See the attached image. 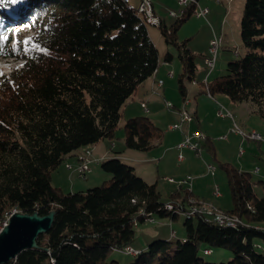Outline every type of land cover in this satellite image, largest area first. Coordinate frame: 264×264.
Segmentation results:
<instances>
[{
    "label": "trees",
    "instance_id": "16d2710c",
    "mask_svg": "<svg viewBox=\"0 0 264 264\" xmlns=\"http://www.w3.org/2000/svg\"><path fill=\"white\" fill-rule=\"evenodd\" d=\"M194 14L190 5L172 26L159 24L165 43L178 53L183 97L198 67L178 31ZM25 23L36 35L12 45L9 31ZM148 25L128 0H0V59L23 62L0 81V221L13 210L57 212L51 230L38 238L48 251L26 250L9 264H120L111 255L128 253L140 225L154 217L174 221L197 198L181 185L163 203L157 184L119 158L102 163L111 178L100 187L65 194L52 184V172L67 156L116 139L124 106L158 70L159 51ZM240 26L245 56L230 61L226 75L207 81L206 92L233 103L252 102L264 120V0H246ZM165 60H172L171 53ZM123 131L126 148L138 152L152 150L164 134L148 116L127 120ZM202 149L216 158L209 143ZM219 167L233 208L218 210L244 223L220 227L201 215H187L184 241L153 240L148 248L134 250L132 264H216L200 256L202 246L208 255L214 249L233 254L220 264H264V187L260 194L255 187L261 182L250 173L229 163Z\"/></svg>",
    "mask_w": 264,
    "mask_h": 264
},
{
    "label": "crops",
    "instance_id": "0c3cea01",
    "mask_svg": "<svg viewBox=\"0 0 264 264\" xmlns=\"http://www.w3.org/2000/svg\"><path fill=\"white\" fill-rule=\"evenodd\" d=\"M153 5L155 12L154 15L155 14L157 15L156 6L154 2ZM158 17L160 19V16ZM151 39L159 51L160 66L158 70L150 78H148L138 87V89L133 94V96L128 100V102L126 103V105L122 110L121 119L127 117V120H129L131 118H135L141 115H146V112L149 111L147 115L156 124L158 123V121L161 124L169 123L168 132L166 133L164 132L163 137L161 138L160 141L156 143V146L152 150L148 152H140V153H137V151L130 150L127 153L129 154V156L127 157H124L123 155H126V151L129 149L126 148L124 150H117L118 144H115L111 140H102L95 146L84 148L77 152H74L73 154L67 156L65 161L55 171L52 172V184L55 187L60 188L65 194L85 192L86 190L84 189L86 187H90L88 185H93V183H97L98 181L106 180L109 178V175L105 174L101 168L102 163L108 159L119 158L120 160L127 159L125 161L131 162L133 167L136 169V172H137V168L134 165V162L140 163V175L138 174V172L137 174L150 184L156 183L160 194L163 193L162 191H164L166 197H168L173 192L178 190L180 185L177 183H171L169 181L164 182L163 184L160 185L158 179L154 180L155 178H154L153 164L156 163V165H159V167L157 168L158 174H160V167L162 165L165 167H168L171 164L177 166L179 163L187 168L194 161V155H192L194 151L190 149L179 150L177 148V145L182 142L186 134H189L196 130H200L206 135L208 140L206 143L203 144L205 145L209 143L211 146H213L216 150V156H218V158H220L221 161L225 163L232 162L233 164L236 165L239 171L250 173L252 179L255 181L258 180H261V182L264 181V166H259L258 163H255L256 162L255 159H260L264 157V141H257L258 142L257 145L250 142L248 143L246 141L245 144L248 145L249 150L245 152V154L243 149L241 151L242 154H240L239 152L237 154V148L239 147V145L240 146L243 145L245 140H251V139H247V138L244 139L241 135L235 133L233 134L232 139L229 141V136H230L229 134L233 133L231 131L234 125L237 124L239 126L236 120L237 115L239 116L240 114H242L244 119H246L247 123L244 124L243 127H245L248 130V132L255 130L256 132L261 134L263 138H264V120L258 115L257 109L254 105L252 106L245 104L236 105L231 101V99H229L228 96H218L216 97V100H214L215 99L214 96H211L208 92L207 94H205L206 91L204 93L203 89L204 88L207 89L205 83L207 81H210L212 79V76H215V74H216L215 77H217L218 72L216 71L217 70L216 66L211 72H209L205 63L206 68L204 67L200 71H198L199 69L197 70L196 80L195 82H192L190 89H188V87L186 86V95L182 97L183 101L187 100L189 97V93L194 91L193 100L188 99V102L185 104V109L187 110V112L193 115V121L191 123L186 124L183 131L170 129L171 125H174L179 122L180 120L179 112L181 111V109H179L178 112L174 111L175 113H169V114L165 113L161 115L160 114L161 111L157 110V108L155 107V103H159L157 102V98H159V96L162 93L165 94L169 89L175 90V86H176L175 75H178L177 80H179L180 75L183 72V69L181 73H178L180 71V66L177 65V63L174 60L176 54L174 55L173 52L171 53L168 47L164 50H160L155 40L152 37ZM168 52L171 53L172 55V60L170 62L165 60V54ZM170 72L173 73L172 76H170ZM199 72L200 74L198 75ZM160 80L164 82L162 87L157 86V83ZM198 95L199 97H197ZM142 103L144 104L147 103L148 111H146L145 107L142 106ZM148 103L149 104L151 103V109L149 108ZM221 106H223L225 110L231 111L232 114L234 115V118L220 117L218 115V110H220ZM175 108L176 106L173 109ZM239 109L242 110L239 112ZM224 135H228L227 140L220 139ZM217 137L219 138L216 139ZM213 140H217L215 141L216 144L213 143L214 142ZM88 150L91 153V155L89 156V158L91 159V163L89 164L91 171L87 174L86 178H82L79 175V172L77 171V166L80 161L79 156L84 155V153ZM230 150H232V152L234 153L233 158L231 159L229 158V156H227L228 151ZM122 152L123 154H121ZM180 155L184 157L183 160L179 159ZM185 156H187V158ZM96 160L100 161L99 164L96 162ZM67 164H71L73 168L71 170L68 169L66 167ZM208 165H213V164H208ZM178 169H181V166H179ZM143 171H145V173ZM193 173L196 175L193 178V182H192V193L194 196L200 199L202 198V200L211 202L213 205H215L216 207H218L223 211H229L233 208L231 196H229V194L225 190V187L223 190L218 185V187L216 186V189L214 190L212 189V186H210L211 189L209 188L208 192L200 190L198 183L210 179L211 176L203 177L197 171V169H195ZM252 173L255 175V179ZM88 175L89 177L91 176V181L89 180ZM215 176L216 174L214 175V177ZM214 177H212V179H214ZM82 180L89 182L83 183L84 181ZM255 189L257 190V186L255 187ZM262 193L263 190L260 194ZM154 218H155V223H147V224H156L157 219L156 217ZM166 219L168 220V218H165L164 220ZM166 224H167L166 222L163 223V225L165 226ZM173 233H175L176 237L179 236L180 238H182V241H184L186 238L184 232H183L184 234L181 233L177 234L175 230H172L171 237H173L172 236ZM141 236L143 237L144 243L140 242V244L137 247L132 246L135 250L145 249L148 246L147 243H149L152 239L168 240V237H170V235L160 234L159 232L152 231L150 229L146 231H142Z\"/></svg>",
    "mask_w": 264,
    "mask_h": 264
},
{
    "label": "rangeland",
    "instance_id": "374dc122",
    "mask_svg": "<svg viewBox=\"0 0 264 264\" xmlns=\"http://www.w3.org/2000/svg\"><path fill=\"white\" fill-rule=\"evenodd\" d=\"M142 0H128V2L130 3L131 6H133L134 8H138L140 7V2ZM154 2L155 6H156V11H157V15L160 16L159 17L155 14L156 19L160 21L164 19L165 23L167 26H172L176 21L177 18L181 16L182 10L184 9L180 4L178 0H151ZM197 4H193L194 5V9L198 10V9H208L209 12L207 14V17H198L196 14H194L193 16H191L189 19H187L183 25L181 26L180 30L178 31V37L180 40H188L187 45L188 48L196 55V64L198 67V71L202 70L205 67V60L204 58L208 55V48H209V44L210 41L213 40V38L215 37V34L218 37H222L223 39V45L221 48V52L219 54L218 60H217V77H221L227 74V68H228V64L230 63V61L233 60H239L241 58H243L245 56L246 53V49L243 45L242 39H241V26H240V22H241V17L243 14V9L246 3V0H199L197 1ZM175 13L176 16H172L171 13ZM155 13V12H154ZM163 21V22H164ZM159 24L158 25H153V24H149L148 25V31L150 33V36L155 40V42L158 45V48L160 50H164L167 47L170 49V52L174 53L175 56V62L177 63V65L180 66V71L178 73L182 72V68H181V64L178 60V56H177V51L175 49V47L172 46H168L167 44H165L164 40H163V36L160 32L159 29ZM37 31L35 30V28L29 24H19L15 27H13L8 35L11 38V44L16 46V45H22L24 44V42H26L27 40H29L30 38L34 37L36 35ZM238 51V55L235 54V52ZM167 52V51H165ZM165 54V53H164ZM23 62L18 60V59H14V58H5V59H0V81H1V77H8L10 75V73L12 72L13 69H15L16 67L20 68L22 67ZM206 68V67H205ZM200 74V72L198 73V75ZM176 76V81H175V90L169 89L165 94L162 93L159 98H157V102L159 103H155V107L157 108L158 111H161L160 114H169V113H175L174 111H179V109L181 110H186L185 109V104L188 102V99L193 100V92L189 93V97L186 101H183V96L178 88V75ZM216 76V74H215ZM215 76H212L211 80H214ZM216 77V78H217ZM192 85V82H186V86L188 87V89H190ZM203 86V85H202ZM204 93L206 91V89H203ZM207 94V92L205 93ZM204 95V94H203ZM206 96V95H205ZM218 96H225L222 94H214V100H216V97ZM199 97V95L197 96ZM230 99V98H229ZM152 102V101H151ZM167 102L172 103L173 105L176 106L175 109H168L166 104ZM235 103V102H234ZM144 104V103H142ZM149 104V103H148ZM236 105H240V104H245V105H249L252 106L253 103L252 102H245V103H235ZM147 106V103H146ZM149 108L151 109V103L149 104ZM242 109H239V112ZM187 111V110H186ZM149 113L146 112V115H141V116H148L147 114ZM191 114V113H189ZM149 117V116H148ZM127 117L126 118H122L121 121L119 122V129L116 132V139L113 140V142L115 144H118L117 150H124L126 149V145H125V133L123 131V127L126 123ZM236 120L237 123L239 124V126L241 128H243V130L247 131L248 130L243 127L244 124H246V119H244V117L242 116V114H240L239 116H236ZM162 129L163 131L166 133L168 132V125L164 124V123H160L158 121L157 123ZM243 124V125H242ZM233 134L235 133H230L229 135V141L232 139ZM165 137V136H164ZM219 137H217L216 139H218ZM242 138V137H241ZM214 144H216L215 141L217 140H213ZM250 142V143H254V144H258L257 141H253V140H245L243 145H239V147L237 148V154L238 152L240 154L242 149L244 150V154L245 152H247L248 149V145L245 144V142ZM240 144V143H239ZM89 151V150H88ZM88 151H86L85 153H88ZM130 150L126 151V155H123L124 157L129 156V154H127ZM216 151V150H215ZM137 153H140L137 151ZM123 154V152L121 153ZM194 155V161L186 168L184 165L179 164L178 163V167L181 166V169H178V167L174 164L169 165L168 167L165 166H161L160 167V174H158V167L159 165L153 164V171H154V180H159L160 185L163 184L164 182H171L169 179H173L174 183L179 184L180 181L186 177H195L196 175L193 173V171L195 169H197V171L201 174V176H211L210 179L204 181V182H199V189L203 190L205 192H208L209 188L211 189L210 186H212V189H216V186L218 187V185L224 190L227 191V193L230 195V189L228 186V181H227V177L225 175V172L219 167V162L221 163H225L223 161L220 160V158H218V156H216V158H214L211 155V152H207L204 149H201L198 152H193ZM234 153L232 152V150L228 151L227 156H229V158H233ZM187 158V156H185ZM241 157V156H240ZM127 160V159H125ZM122 160L123 163L132 166V163L129 161H125ZM255 163H258L259 166H264V157L260 158V159H255ZM228 163V162H227ZM208 164H213L216 168L215 170V174H216V178L214 177V175H210L207 171V165ZM231 166H233L234 168L237 169L236 165L233 164L232 162L229 163ZM134 165L137 168V172L140 175V163L134 162ZM238 170V169H237ZM145 173V171H143ZM103 173V172H102ZM254 179H255V175L252 173ZM200 176V177H201ZM89 177V175H88ZM212 177H214V179H212ZM111 178V176L106 179V180H101L98 181L97 183H93V185H88L90 187H86L84 190H89L87 188L93 189V188H97L103 185V183L107 180H109ZM89 180L91 181V176L89 177ZM84 181L83 183H87L89 181ZM255 181V180H254ZM261 182V180L255 181V183ZM264 182V181H262ZM260 183L257 186V192L261 193L262 192V188L264 187L263 183ZM173 183V182H171ZM189 189V188H188ZM85 191V192H86ZM163 193H161V201L163 203H168L170 202V196L166 197V194L164 191H162ZM191 202V199H190ZM195 202L199 203V202H203L206 204H210L212 206H214V208H218L215 205H213L211 202L206 201V200H202V198H195ZM219 209V208H218ZM235 215V214H233ZM187 215L185 213H182L178 216V218L174 221L172 220H164L161 219L159 217H156V224H143L140 225L136 231V237H135V241L133 242L132 246L137 247L140 242L144 243L143 237L141 236L142 231H146L148 229L152 230V231H157L160 234H164V235H170V237H168V241L170 242H177V241H182V238H180L179 236L177 237H171V231L175 230L177 232V234H184L185 230L183 228V223L186 220ZM166 222V226L163 225V223ZM183 230V231H182ZM184 232V233H183ZM154 239H152L149 243H147V247H149V245L153 242ZM132 250H135L133 247L131 248ZM205 247L202 246L200 248L199 254L200 256L205 259L206 262L208 263H216V264H220V263H228L230 261V259L232 258L233 254L227 250H212V255H208L205 253L204 251ZM128 251V249H127ZM209 253V251H208ZM136 257L133 254H128L126 251H114L113 254L111 255L110 260H118L120 262V264H132L135 263L136 261Z\"/></svg>",
    "mask_w": 264,
    "mask_h": 264
},
{
    "label": "built area",
    "instance_id": "2783aa9c",
    "mask_svg": "<svg viewBox=\"0 0 264 264\" xmlns=\"http://www.w3.org/2000/svg\"><path fill=\"white\" fill-rule=\"evenodd\" d=\"M178 1H179V4L184 8L182 10L181 15L184 13L185 8H187L190 5H193V3L196 2V0H178ZM138 12L142 16V18L146 21L147 24H153V25L159 24V21L155 18L154 5H153V2L151 0H142L140 3V7H138ZM208 12H209L208 9L195 10V14L198 17H207ZM171 15L176 16V14L174 12L171 13ZM222 45H223L222 37H218L215 34V37L213 38V40L210 41V44H209V48H208L209 53L205 57L206 67L209 70V72H211L216 66L219 54L221 52ZM172 75H173V73L170 72V76H172ZM163 84H164V82L162 80H160V81H158L157 86L162 87ZM142 106L145 107L146 111H148L146 104H142ZM166 106L168 109H173L175 107L170 102H167ZM179 115H180L179 122L174 124V125H171L170 126L171 130L183 131L185 125L188 123H191L193 121V115L189 114L186 110H181L179 112ZM218 115L222 118H226V117L234 118V115L232 114V112L225 110V108L223 106H221L220 110H218ZM231 132L241 135L244 139L247 138V139H251V140H255V141H264L263 136L261 134H259L258 132H256L255 130H253L251 132H246L243 129H241L237 124L234 125ZM220 139L227 140L228 135H224ZM207 140H208V138L206 137V135L203 132H201L200 130H196V131H193L189 134H186L184 136V139L182 140V142L177 145V148L179 150L190 149L194 152H198L202 149V144L205 143ZM90 155H91V153H84V155L79 156L80 161H79L78 166H77V171L79 172V175L82 178H86L87 174L91 171V168L89 166V164L91 163V159L89 158ZM179 159L183 160L184 157L182 155H180ZM96 162L99 164L100 161L96 160ZM66 167L70 170L73 168V166L71 164H67ZM215 170H216V168L214 165H208V167H207L208 173L214 174ZM192 182H193V177L189 176V177L182 179L181 183H179V185L180 186L181 185L186 186L191 191L192 190ZM193 205H195V198L194 197L191 198L189 210L187 213H185L186 215H188V217H191V216L194 217L195 215H197V214H193ZM168 208H172V210H173L172 205H169ZM217 212H218V208H214V206H208V207H202V213H200L198 215L203 216L207 222L214 223V224L221 227V225H223L222 219H217ZM8 218H10V215L5 216L4 219L2 221H0V233L8 225ZM146 223H155V218H154V221H146ZM136 226H137V224H136ZM172 236L176 237L175 233H173ZM209 252H211V251H209ZM128 253L129 254H136V251L128 248Z\"/></svg>",
    "mask_w": 264,
    "mask_h": 264
},
{
    "label": "water",
    "instance_id": "95a60500",
    "mask_svg": "<svg viewBox=\"0 0 264 264\" xmlns=\"http://www.w3.org/2000/svg\"><path fill=\"white\" fill-rule=\"evenodd\" d=\"M56 213L55 210L47 215H40L39 212L14 213L8 225L0 233V264L15 262L26 250L48 251L47 247H40L38 238L51 230Z\"/></svg>",
    "mask_w": 264,
    "mask_h": 264
},
{
    "label": "bare ground",
    "instance_id": "6f19581e",
    "mask_svg": "<svg viewBox=\"0 0 264 264\" xmlns=\"http://www.w3.org/2000/svg\"><path fill=\"white\" fill-rule=\"evenodd\" d=\"M193 4H197V2H195ZM222 41H223V39H222ZM88 153H90V151H88ZM169 180L171 182H174L173 179H169ZM208 206H212V205L205 203V204L200 205V206H194L193 207V214H200V213H202V207H208ZM16 212H18V210H13V211L7 212L5 214V216H9L10 215V218H8V223H9L11 217L13 216V214L16 213ZM217 219H222V224L223 225H221V226H227V227L238 226V225H242L244 223L242 221V219L240 220L238 217L232 216V214L223 213V212H221L219 210L217 212Z\"/></svg>",
    "mask_w": 264,
    "mask_h": 264
},
{
    "label": "snow or ice",
    "instance_id": "6c2138e0",
    "mask_svg": "<svg viewBox=\"0 0 264 264\" xmlns=\"http://www.w3.org/2000/svg\"><path fill=\"white\" fill-rule=\"evenodd\" d=\"M12 2L14 3V2H16V0H12ZM27 43V42H26Z\"/></svg>",
    "mask_w": 264,
    "mask_h": 264
}]
</instances>
